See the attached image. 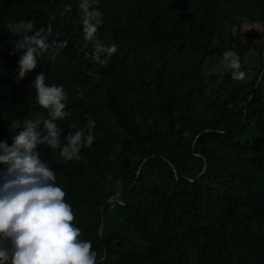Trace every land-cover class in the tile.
Wrapping results in <instances>:
<instances>
[{
    "label": "trees",
    "instance_id": "16d2710c",
    "mask_svg": "<svg viewBox=\"0 0 264 264\" xmlns=\"http://www.w3.org/2000/svg\"><path fill=\"white\" fill-rule=\"evenodd\" d=\"M80 2L0 0V142L48 118L34 86L43 73L66 93L62 146L96 122L78 159L36 150L97 264H264V42L244 28L264 24V0H91L103 20L95 41L84 39ZM29 21V35L67 46L18 83L22 37L8 25ZM95 43L117 46L106 66L89 55ZM225 51L241 64L259 52L254 78L205 79V61Z\"/></svg>",
    "mask_w": 264,
    "mask_h": 264
},
{
    "label": "clouds",
    "instance_id": "9594fccd",
    "mask_svg": "<svg viewBox=\"0 0 264 264\" xmlns=\"http://www.w3.org/2000/svg\"><path fill=\"white\" fill-rule=\"evenodd\" d=\"M79 10L84 39L95 41L103 23L102 13L91 0H81ZM65 11H71V5H65ZM8 28L22 37L15 43L16 50H24L18 61V83L37 68L38 56L51 51L50 59L54 61L59 51L67 46V41L49 44L47 37L41 34L42 30L29 35L34 28L31 21L9 24ZM48 32H51V26ZM117 50L114 44L95 43L94 51L89 55L106 66ZM221 63L232 70L233 79L245 78L235 51H225ZM34 86L37 103L48 111V118L25 119L23 130L14 137L13 146L6 141L0 142V164L7 166L4 182L0 184V264H97V253L92 250L91 241L79 239L81 230L73 224L75 215L65 201L66 192L56 186L54 172L36 150L38 145H47L54 150L60 149L68 161L78 159L81 147H91L94 142L92 129L96 122L94 119L88 121L87 135L82 130L69 133L67 143L62 146L61 130L56 121L68 115L62 102L67 98L64 87L47 86L43 73L36 75ZM119 195L117 193L114 199L123 206L124 201ZM5 241H10V249Z\"/></svg>",
    "mask_w": 264,
    "mask_h": 264
},
{
    "label": "rangeland",
    "instance_id": "374dc122",
    "mask_svg": "<svg viewBox=\"0 0 264 264\" xmlns=\"http://www.w3.org/2000/svg\"><path fill=\"white\" fill-rule=\"evenodd\" d=\"M245 29H251L255 28L261 33V38L258 39V41L264 42V24L262 23H248L246 22L244 25ZM260 54L258 53H252L248 54L245 57L244 62L241 64V71L245 72V78L244 80H251L256 75L258 68L260 67ZM222 59L218 58L215 59V61L207 60L202 66V74L204 75L205 79H209L211 75H217V80H215L216 83H222L224 76L229 72L232 71L230 69H226L224 65L221 63Z\"/></svg>",
    "mask_w": 264,
    "mask_h": 264
},
{
    "label": "water",
    "instance_id": "95a60500",
    "mask_svg": "<svg viewBox=\"0 0 264 264\" xmlns=\"http://www.w3.org/2000/svg\"><path fill=\"white\" fill-rule=\"evenodd\" d=\"M260 82V79L258 80L257 84Z\"/></svg>",
    "mask_w": 264,
    "mask_h": 264
}]
</instances>
